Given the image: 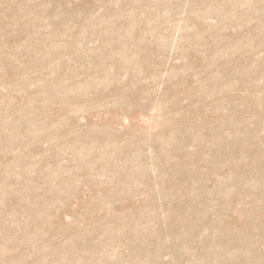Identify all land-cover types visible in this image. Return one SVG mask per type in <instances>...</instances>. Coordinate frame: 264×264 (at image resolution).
Instances as JSON below:
<instances>
[{"label": "rangeland", "instance_id": "1", "mask_svg": "<svg viewBox=\"0 0 264 264\" xmlns=\"http://www.w3.org/2000/svg\"><path fill=\"white\" fill-rule=\"evenodd\" d=\"M0 264H264V0H0Z\"/></svg>", "mask_w": 264, "mask_h": 264}]
</instances>
